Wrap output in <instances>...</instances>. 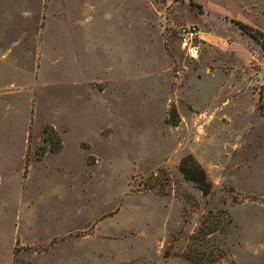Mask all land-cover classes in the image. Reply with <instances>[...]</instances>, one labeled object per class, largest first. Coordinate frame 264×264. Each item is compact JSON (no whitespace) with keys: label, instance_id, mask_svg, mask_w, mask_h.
Instances as JSON below:
<instances>
[{"label":"rangeland","instance_id":"obj_1","mask_svg":"<svg viewBox=\"0 0 264 264\" xmlns=\"http://www.w3.org/2000/svg\"><path fill=\"white\" fill-rule=\"evenodd\" d=\"M231 20L264 35V0H0V94L28 102L0 264H190L220 210L207 257L264 264V36ZM188 24L195 61L174 35Z\"/></svg>","mask_w":264,"mask_h":264},{"label":"crops","instance_id":"obj_2","mask_svg":"<svg viewBox=\"0 0 264 264\" xmlns=\"http://www.w3.org/2000/svg\"><path fill=\"white\" fill-rule=\"evenodd\" d=\"M1 95L2 94H0V195L3 196V198L12 199L15 196L11 198L9 194H4L6 190L1 192V184H11L17 179L19 185L21 180V166L26 150V114L28 102L24 101L21 105L17 104L15 101L16 96L12 93L8 97L11 102H8L4 100V95ZM16 173L17 177H9ZM17 191L20 193L19 190ZM16 198L18 197L16 196ZM19 199L20 196L16 200L17 204H19ZM9 206L11 205L9 204ZM18 208H20L19 205L15 207V209Z\"/></svg>","mask_w":264,"mask_h":264},{"label":"trees","instance_id":"obj_3","mask_svg":"<svg viewBox=\"0 0 264 264\" xmlns=\"http://www.w3.org/2000/svg\"><path fill=\"white\" fill-rule=\"evenodd\" d=\"M231 23L236 26L239 31L247 34L252 39H258L259 37L264 36L263 33L253 29L247 24L234 20H231ZM178 171L182 178L191 183L201 195L206 196L209 193L210 183L208 182L202 168L191 158V156H185L179 161ZM229 225L230 220L224 211L220 210L214 213H206L199 222L197 231L188 238L195 249L192 252H194L196 258L189 256V254H184V260L190 264H213L218 256L208 258L207 254L204 253L208 246L207 244L212 240L209 237L211 234L217 232V230H219L218 232L226 233Z\"/></svg>","mask_w":264,"mask_h":264},{"label":"built area","instance_id":"obj_4","mask_svg":"<svg viewBox=\"0 0 264 264\" xmlns=\"http://www.w3.org/2000/svg\"><path fill=\"white\" fill-rule=\"evenodd\" d=\"M178 49L184 59L195 61L199 56V44L202 33L194 24L180 25L174 28Z\"/></svg>","mask_w":264,"mask_h":264}]
</instances>
